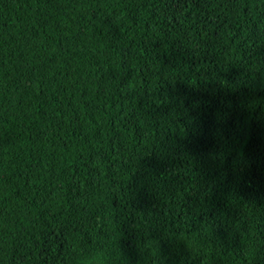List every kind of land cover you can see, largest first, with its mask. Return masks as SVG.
Instances as JSON below:
<instances>
[{
  "label": "trees",
  "instance_id": "trees-1",
  "mask_svg": "<svg viewBox=\"0 0 264 264\" xmlns=\"http://www.w3.org/2000/svg\"><path fill=\"white\" fill-rule=\"evenodd\" d=\"M0 264H264V0H0Z\"/></svg>",
  "mask_w": 264,
  "mask_h": 264
}]
</instances>
